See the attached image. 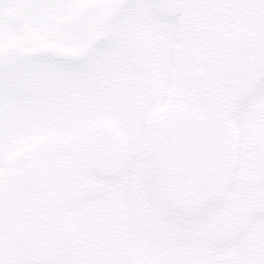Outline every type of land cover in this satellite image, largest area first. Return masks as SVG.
Instances as JSON below:
<instances>
[{"label": "snow or ice", "instance_id": "1", "mask_svg": "<svg viewBox=\"0 0 264 264\" xmlns=\"http://www.w3.org/2000/svg\"><path fill=\"white\" fill-rule=\"evenodd\" d=\"M0 264H264V0H0Z\"/></svg>", "mask_w": 264, "mask_h": 264}]
</instances>
